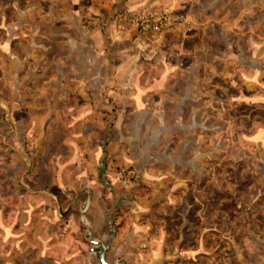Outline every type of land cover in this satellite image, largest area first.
Segmentation results:
<instances>
[{"label":"rangeland","instance_id":"rangeland-1","mask_svg":"<svg viewBox=\"0 0 264 264\" xmlns=\"http://www.w3.org/2000/svg\"><path fill=\"white\" fill-rule=\"evenodd\" d=\"M174 1L78 0L70 55L38 46L36 0H0V264H84L78 206L105 240L109 187L112 260L264 264V103L214 97Z\"/></svg>","mask_w":264,"mask_h":264},{"label":"crops","instance_id":"crops-1","mask_svg":"<svg viewBox=\"0 0 264 264\" xmlns=\"http://www.w3.org/2000/svg\"><path fill=\"white\" fill-rule=\"evenodd\" d=\"M36 1L38 5L37 20L48 25V30L42 29L43 32L39 30L36 32L38 37L46 40L45 44L38 43V46H42L43 53H47L52 44L59 46L60 43H63L68 47L70 55L75 54L77 52L75 40L77 37L78 0ZM150 1L155 2V0ZM157 1L167 5L176 3L174 0ZM145 2L147 0H100L98 3L94 2L99 6L93 5L89 14L93 13L92 11L97 14H106L107 12L102 9L104 6L108 8V12L115 7L134 10ZM179 4L182 14H184L182 16L184 23L186 22L190 28L197 27L196 50L191 52L196 53L197 64H201V62L205 64V55L211 54V63L207 62L205 67H208L212 72L213 81L207 86H211L214 97L217 94L228 95L226 89H230V94L225 99L242 103L256 102L258 105L264 103V0H180ZM193 7L196 10L192 15L193 11L189 13L188 10H192ZM185 10H187L186 13ZM25 13L23 15L26 16L23 17L26 18H30L32 15L31 10H26ZM195 20L196 23H193L192 21ZM61 27H65L63 32H60ZM211 29L214 31H210ZM27 31L28 29H21L20 33L24 35ZM184 34L186 39L190 38L191 30L187 28L186 32L184 30ZM32 53L34 50L31 49L30 54ZM43 65L44 61L42 60V67ZM218 76L221 77L219 78L221 81L224 80L222 84L218 80L216 81ZM202 83L205 88V80H202ZM218 100L220 99L218 98ZM79 194L81 193L76 194L74 198H78ZM74 198L66 206L64 212L69 210L71 204L76 200ZM57 209L58 214L61 215L63 212L59 210L58 203ZM84 242L86 241L84 240ZM84 255V264L92 263L93 258L90 259L86 256V252Z\"/></svg>","mask_w":264,"mask_h":264},{"label":"water","instance_id":"water-1","mask_svg":"<svg viewBox=\"0 0 264 264\" xmlns=\"http://www.w3.org/2000/svg\"><path fill=\"white\" fill-rule=\"evenodd\" d=\"M109 188L111 190V196L114 201V206L106 216V223L108 225L107 227L108 237L106 242H103L100 239L93 237L92 222L86 216V212L91 203V195L88 190H85L87 194L86 199L79 204L78 211H79L80 223L83 227V239L88 244L91 245L90 248L86 251V256L93 258L97 262V264H127L125 259H116L113 261V263H110L106 260V253L109 251L116 235L114 224L110 219V217L114 213L115 205L117 204V201L114 199V193L112 192L111 187ZM75 199L76 198H74V200Z\"/></svg>","mask_w":264,"mask_h":264},{"label":"built area","instance_id":"built-area-1","mask_svg":"<svg viewBox=\"0 0 264 264\" xmlns=\"http://www.w3.org/2000/svg\"><path fill=\"white\" fill-rule=\"evenodd\" d=\"M120 19L127 20L128 22L135 24L136 26H142L147 21V16L142 13H132V12H124L120 14ZM162 19V18H156ZM140 29V28H139Z\"/></svg>","mask_w":264,"mask_h":264},{"label":"flooded vegetation","instance_id":"flooded-vegetation-1","mask_svg":"<svg viewBox=\"0 0 264 264\" xmlns=\"http://www.w3.org/2000/svg\"><path fill=\"white\" fill-rule=\"evenodd\" d=\"M117 205H120V201H117ZM82 229H83V227H82ZM92 229H93V237H95V238H97L96 236V234H97V232L95 231V229H94V226H93V224H92ZM83 234V233H82ZM99 239V238H98ZM101 241H103V242H106L107 241V238L105 239V240H102V239H100ZM87 245H88V247H87V250L90 248V244H88L87 243ZM111 252H112V245H111V247H110V249H109V251L106 253V260L108 261V262H110V263H113V261L114 260H116L117 258H113V260L111 259L112 258V255H111ZM110 255H111V257H110ZM91 259V258H90ZM94 262H95V264H97V262L94 260V259H92ZM112 260V261H111ZM93 261H92V263L90 262L89 264H94L93 263Z\"/></svg>","mask_w":264,"mask_h":264}]
</instances>
